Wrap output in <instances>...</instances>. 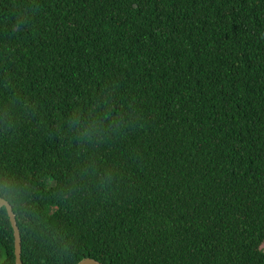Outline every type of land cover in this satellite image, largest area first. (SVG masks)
<instances>
[{
	"label": "trees",
	"instance_id": "16d2710c",
	"mask_svg": "<svg viewBox=\"0 0 264 264\" xmlns=\"http://www.w3.org/2000/svg\"><path fill=\"white\" fill-rule=\"evenodd\" d=\"M0 199L22 264H264V0H0Z\"/></svg>",
	"mask_w": 264,
	"mask_h": 264
},
{
	"label": "water",
	"instance_id": "95a60500",
	"mask_svg": "<svg viewBox=\"0 0 264 264\" xmlns=\"http://www.w3.org/2000/svg\"><path fill=\"white\" fill-rule=\"evenodd\" d=\"M4 208L9 219V223L11 225L13 231V238H14V263L15 264H22L21 263V239L19 229L16 223V217L12 211L10 204L5 201L4 199H0V210ZM78 264H102L98 261L92 259H83Z\"/></svg>",
	"mask_w": 264,
	"mask_h": 264
}]
</instances>
